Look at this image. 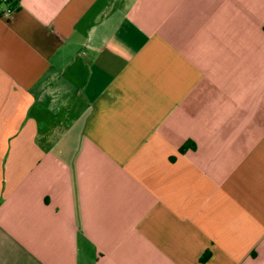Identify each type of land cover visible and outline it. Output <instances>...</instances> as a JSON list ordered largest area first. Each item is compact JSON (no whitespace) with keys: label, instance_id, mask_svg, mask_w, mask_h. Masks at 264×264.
<instances>
[{"label":"crops","instance_id":"obj_1","mask_svg":"<svg viewBox=\"0 0 264 264\" xmlns=\"http://www.w3.org/2000/svg\"><path fill=\"white\" fill-rule=\"evenodd\" d=\"M0 3V264H264V0Z\"/></svg>","mask_w":264,"mask_h":264},{"label":"built area","instance_id":"obj_2","mask_svg":"<svg viewBox=\"0 0 264 264\" xmlns=\"http://www.w3.org/2000/svg\"><path fill=\"white\" fill-rule=\"evenodd\" d=\"M0 3L3 4V15H9L17 6V0H0Z\"/></svg>","mask_w":264,"mask_h":264}]
</instances>
